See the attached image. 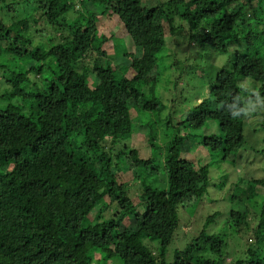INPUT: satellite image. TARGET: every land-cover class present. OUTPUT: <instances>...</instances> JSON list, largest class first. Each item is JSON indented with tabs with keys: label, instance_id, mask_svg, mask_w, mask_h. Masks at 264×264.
Here are the masks:
<instances>
[{
	"label": "trees",
	"instance_id": "obj_1",
	"mask_svg": "<svg viewBox=\"0 0 264 264\" xmlns=\"http://www.w3.org/2000/svg\"><path fill=\"white\" fill-rule=\"evenodd\" d=\"M104 16L131 49L115 27L100 34ZM185 25L194 47L173 65V84L187 76L183 89L198 84L202 99L175 120L155 90ZM218 55L228 58L218 64ZM159 127L170 131L164 147ZM200 146L232 158L234 174L243 161L262 173L233 181L224 234L207 232L219 212L210 214L169 257L180 208L196 214L211 184V164L192 154ZM257 156L264 0H0V264H229V239L248 233L254 203L247 256L228 255L231 264H264Z\"/></svg>",
	"mask_w": 264,
	"mask_h": 264
},
{
	"label": "rangeland",
	"instance_id": "obj_2",
	"mask_svg": "<svg viewBox=\"0 0 264 264\" xmlns=\"http://www.w3.org/2000/svg\"><path fill=\"white\" fill-rule=\"evenodd\" d=\"M77 7H79V3L77 4ZM15 15L20 16V14H15ZM99 23L107 24V26L101 25L100 34L111 36L113 32L110 31L108 27H111V28L115 27L117 31V37H116L117 40L118 38L120 39L124 37L127 41V47H129L130 49L132 48L127 35L122 37L121 28L117 26L116 21L111 20L104 16L99 21ZM188 30L189 28L187 27V25H185L184 35L182 38V42L180 43L179 46H175L174 42L171 41L169 46L166 48L161 58V65H162L161 67L164 69L163 71L164 74H162V79L160 80V82L157 83L156 90H155L156 95L158 96L160 101L165 106V109L162 110V113L163 114L167 113V116L168 114L170 115V113L171 115L176 114V115H172L175 118V120L176 119L180 120L181 118L180 115L183 113L180 111V107L185 109V111H189L196 104H198V102L202 99L196 87H193V86H198V84L193 83L191 81V84H189V88H187V90L183 89V82H187L188 80L187 76L181 81L179 79L177 82V86L173 84L175 77L178 76L179 74L177 71H174L172 69L173 65L180 62V59L184 57L185 51H188L192 47H194V46H191V44H189ZM116 38L114 40H116ZM112 44H113V40L109 42L108 46ZM212 54L213 55H211L209 58H212L213 56H215L214 53ZM227 58H228L227 55H218L217 57L218 64L224 63L227 60ZM214 59L216 58L214 57ZM183 94L186 95L184 99L182 98ZM186 97L188 98L186 99ZM141 117H142L141 115H138V114L135 115L134 116L135 123L138 121L140 122ZM252 119L254 118L253 117L249 118V121H248L249 128H252L251 127V125L253 124ZM159 130H160L159 132L160 139L158 140L157 144L158 146L160 145L161 147H164L167 144V138L168 139L170 138L169 136L170 131H168L166 128L164 129V127H163V130L161 127H159ZM215 132H218V130ZM250 132L252 134V131ZM250 132H247L246 135H248V133ZM139 137L141 139L139 143H142L140 145L144 149H147L148 152L150 151V154L153 153L152 148L150 149L146 147V142L143 140V133H139ZM250 139H251L250 143L253 144L254 142H256V138L253 137V135H252V138ZM258 145H260L259 147H261V145H263V142H260ZM207 148L200 146L199 149L197 147H195V149H193L192 147L191 149L192 151L198 149L199 151L196 150L198 151V154H195L196 151L192 152V154H194L195 156L198 155V157L202 156L204 160H206V162L211 164V169H210L211 184L209 187V191L204 196L205 197L204 202L201 203L199 208H197L196 214L191 215L189 213H182V207L180 208V213H181L180 226L176 231L177 233H176L175 239L172 241L170 247L168 248L169 257H172L173 252L176 248H179V249L184 248L186 243L194 235L198 234V232L204 228L205 221L208 215L210 214L219 212V215L216 216L215 220L207 226V232L210 234H224V232L227 231L226 222L229 217L230 209H232V207L234 206V204H232L230 200L227 199L229 193L231 192L230 187L231 189L233 188V184H232L233 181H235L238 178L239 172H242V174L249 173L248 175H245L248 179L255 177L253 176V174L259 176V174L262 173L258 171L256 165L245 166L244 163H246V161L242 160L244 163L241 162L238 165L239 168L237 167V169L235 167L238 173L234 174L232 170L234 169V165H237L238 163H235V161L232 158L223 159L221 152L217 153L216 151L209 150ZM157 151L158 153H161V152L163 153L165 150L158 148ZM256 154L254 153V151H252L249 157L254 158ZM232 156H235V155H232ZM257 158L258 160H261V161L262 159H264V157L262 156L261 157L257 156ZM158 160H161V158H159ZM132 192L133 194L138 195L139 189H134ZM257 193L262 194L263 190L259 187L257 189ZM259 198H261V196H259ZM257 200L259 201L260 199H257ZM254 206L256 208L251 207L250 218L251 217H256V218L252 220L251 225H250L251 226L250 230L247 231L248 233L243 232L242 236H238L237 234H234L231 238L229 237L230 239L228 242L226 252L228 253L233 252L235 256L236 254L240 255L241 257L247 256L246 250L249 244L247 240H249L250 237L254 238L250 234L253 232V229L258 226V223H259V218H258L259 211L257 210V208L259 207H257L258 205L256 203H254ZM228 253H225V255L227 254V257H228L227 261L229 262V264H231L233 263V258H232L233 256L228 255Z\"/></svg>",
	"mask_w": 264,
	"mask_h": 264
},
{
	"label": "clouds",
	"instance_id": "obj_3",
	"mask_svg": "<svg viewBox=\"0 0 264 264\" xmlns=\"http://www.w3.org/2000/svg\"><path fill=\"white\" fill-rule=\"evenodd\" d=\"M261 97L257 95L256 102H254L252 105L249 106V109L259 107V102L261 101Z\"/></svg>",
	"mask_w": 264,
	"mask_h": 264
}]
</instances>
